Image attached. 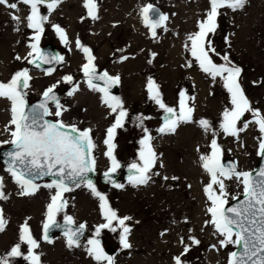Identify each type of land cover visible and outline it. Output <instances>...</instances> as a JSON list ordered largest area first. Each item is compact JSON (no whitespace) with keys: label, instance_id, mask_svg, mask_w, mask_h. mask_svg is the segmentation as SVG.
<instances>
[{"label":"rangeland","instance_id":"obj_1","mask_svg":"<svg viewBox=\"0 0 264 264\" xmlns=\"http://www.w3.org/2000/svg\"><path fill=\"white\" fill-rule=\"evenodd\" d=\"M127 1L132 2L129 4V16H137L138 26L143 33L142 39L133 47L132 57L127 58L130 63L128 67L122 66L127 59L118 61L125 53L119 45L133 38L130 33H125L124 26L120 25L118 29L123 35H103L95 29L97 19L93 20L88 16L83 6L84 0H63L51 13L41 6L42 14L48 15V21L44 25L40 47L47 43L53 44L59 55L64 57L63 63H56L53 67L55 71L50 75L24 59L34 58L28 56L31 51L29 44L32 43L31 37L34 35L26 26L25 18L30 11L28 6L19 4L20 10L16 12L0 5V82H9L16 72L27 68L32 77L30 87L25 90L27 102L40 98L47 88L57 85L55 90L60 93V103L67 111H64L61 117L49 118L53 121L62 120L66 125H75L80 129H92L96 144L93 153L96 158V174L106 172L110 162L105 156L107 146L104 140L106 130L113 124L115 115L109 116L102 124L97 121V109L106 108L107 112L110 109L102 102L103 94L90 90L83 79L82 65L87 63V60L83 51L76 46V41L79 40L81 45L91 50L97 70L107 71L110 75H119L121 78L118 92L114 96L123 101L128 116L124 126L117 129L113 141L114 155L121 163V169L118 171L120 177L129 173L128 165L139 162L140 141L146 135L143 128H147L153 137L151 146L157 155L152 173H159H150L152 179L146 185L137 187L129 184L128 178L121 179L119 184L124 185L123 188L110 187L99 181L94 183L97 191L107 197L109 206L119 217H131L126 221L131 229L128 235L131 248L122 247V230L118 226L115 232L102 230L98 238L102 248L113 251V264H175L176 256H181L183 264H228L229 254L237 247H221L220 240L223 237L215 232L210 223H205L211 219L210 213L207 212L210 201L204 192L210 177L204 171L200 157L211 153V140L215 138L222 149V159L235 161L238 171L252 172L260 160L258 144L261 134L252 123L247 130L239 133V138L223 133L220 124L225 109L232 107L230 94L224 88L222 80H213L200 70L198 63L185 47L190 44L188 36L199 31L198 22L205 18L209 0H201L205 4L201 15H191L190 12L198 0ZM96 2L97 12L101 16L110 0ZM148 3L169 17L165 25L167 31L159 28L155 39L149 38V29L144 26L140 16V9ZM185 4L187 8H191L187 14L177 8ZM75 7L78 10L74 15L77 13L80 21L86 22H73L75 27H71L57 15L65 12L66 8L72 11ZM220 12L221 15L217 18L218 27L214 34H210L211 44L219 55H210L215 63L223 64L222 57L227 54L229 59L242 69L240 84L244 94L253 108L264 113V0H248L243 9L232 11L224 8L220 9ZM12 15L19 16L21 22L17 24L13 21ZM53 25H59L67 33V44L60 40ZM17 28L19 30H16ZM98 32L104 38L91 44V39ZM123 37H126L125 40H121ZM238 45L246 50V54L242 50L239 51ZM118 49L120 51L115 53ZM16 56L21 59L17 60ZM150 59L151 63L148 62ZM189 62L192 63L191 67L187 66ZM68 75L73 77L72 84L65 83L62 79ZM150 77L159 85L162 99L168 106L179 110L180 93H186V102L194 108L192 123H180L175 133L158 132L163 125L164 112L148 98L146 85ZM73 84H78L79 90L69 96L67 93ZM193 97L194 99H191ZM51 110L55 111V105H51ZM137 117L143 118V126L137 121ZM201 119L209 121V131L206 132L200 127L198 121ZM253 119L251 113H245L237 127H242L244 121ZM13 130L11 102L0 98V149L10 145L2 142L12 139L10 133ZM165 176L168 177L167 180L163 179ZM0 177L4 181L3 191L7 194V199L0 200V209L3 210L6 220L5 230L13 228L16 234L9 242H0V257L5 256L11 247L19 242L18 231L27 222L31 234L39 242L40 246L35 251L41 256V264H97L85 250V245L88 239L94 238L96 227L106 221L100 209V201L86 186L81 185L63 194L67 207L58 214L57 221H63L64 215H70L75 220V225L83 223L88 231L87 237L81 240V247L69 248L64 235H55L51 243L44 242L41 237L47 206L55 192V189L50 190L43 185L51 181L37 183L41 187L34 195L22 196L19 194V186L2 165ZM172 177L178 179L174 180ZM225 184L229 193V205L234 201L232 196L243 195V187L235 179L225 180ZM34 205H37L40 214L38 216L33 214ZM155 216H158L157 220ZM5 230L0 232V236ZM193 237L200 241L198 245L192 243ZM181 238L184 243H181ZM186 245L190 250L185 254ZM22 251L26 253V245H22ZM12 264L28 262L16 258ZM102 264L107 263L103 261Z\"/></svg>","mask_w":264,"mask_h":264},{"label":"snow or ice","instance_id":"obj_2","mask_svg":"<svg viewBox=\"0 0 264 264\" xmlns=\"http://www.w3.org/2000/svg\"><path fill=\"white\" fill-rule=\"evenodd\" d=\"M248 0H209V9L205 13V18L198 22L199 31L190 34L185 47L190 51L191 56L198 63L202 72L212 77L213 80L219 78L223 81L224 88L230 94L232 107L225 109L220 129L227 136L239 138V133L247 130L250 123L255 124L261 134L258 144V155L264 158V113L259 109L252 107L251 102L245 96L244 90L240 84L242 69L236 66L225 54L222 59L223 64H217L212 59L210 53L219 55L211 44L210 34H214L218 24L217 18L221 15L220 9L228 8L232 11L243 9ZM63 0H0V5L18 12L19 4H24L29 8V15L25 18L27 28L31 29L34 35L31 37L32 43L29 44L31 51L27 59L29 64L40 67L41 64L63 63V56L45 54L40 48V40L44 34V25L48 21V15H43L41 6H44L48 13L54 11ZM83 6L87 14L93 20L98 19L96 0H84ZM140 16L146 28L149 29L152 37L157 36V29L163 28L167 31L166 22L169 17L159 12L151 3L146 4L140 9ZM12 20L17 24L21 19L17 15H12ZM54 31L60 40L67 44V33L59 25H53ZM16 30H19L18 28ZM77 48L81 49L85 55L87 63L82 65V71L86 78L90 90L102 93V102L110 109V114L115 115L113 124L106 130V139L104 144L107 146L105 156L110 162V167L104 173L106 180L111 182L116 188H123L124 185L112 180V176L121 168L120 162L114 155L115 136L118 128L124 126L128 116L124 108L123 101L111 94V89L120 84V76L110 75L107 71L99 73L94 63L95 57L91 50L76 41ZM155 57V53L152 54ZM20 60V56L15 57ZM128 57H122L127 59ZM151 63V59L148 61ZM188 67L192 63L187 64ZM55 71L49 68L47 74ZM65 83L72 84L73 77L64 76ZM32 80L27 68L16 72L9 82H0V98H5L11 102V125L14 130L11 131L12 139L2 143L10 144L12 150L5 153L8 162L7 171L12 176L14 182L20 188V195H34L41 185L36 183L37 179L45 176L55 177L51 183L43 185L48 189H55L51 195V202L47 206L46 222L43 224V239L51 243L49 230L52 228H61L66 237V244L69 248L81 247V237L84 235L85 224L81 223L73 227L76 222L70 215H64L63 223L57 221V216L66 207L67 201L64 199V193L72 191L81 185L86 186L91 194L100 201V209L106 223L100 224L95 229L94 238L88 239L85 250L97 262L102 264H113V257L108 256L101 246L98 239L102 230L108 229L115 232L118 226L122 231L120 233V243L124 249L131 248L128 235L131 232L126 221L131 217H119L109 204L107 197L97 191L92 180L89 178L90 173L96 170V158L93 155L96 144L92 136V129H80L75 125H66L62 120H47L45 117H61L67 109L60 103L55 93L57 85L47 88L42 94V101L34 106L29 107L25 97L26 89L30 87ZM94 81H102L103 87H99ZM148 98L154 101L164 112V123L158 129L161 134L175 133L180 123H192L194 108L186 102V93H180L179 110L168 106L162 99L159 85L151 77L147 81ZM79 90L78 84H73L67 95L72 96ZM191 99H194L191 98ZM49 103L55 105V111L50 110ZM245 113H251L253 120L244 121L242 127H237L242 121ZM137 121L143 126V118L137 117ZM198 124L206 132L210 130L209 121L201 119ZM146 133L144 139L140 141L141 150L139 162H133L128 165L129 176L128 182L133 187L146 185L152 175L155 167L157 155L151 146L153 137L149 134L147 128H143ZM215 135V133H214ZM211 153L202 155V167L209 174L210 182L205 186L204 192L210 201L207 212L210 213L211 219L206 224H211L215 232L223 237L220 240L221 247L234 245L241 248V252H231L229 254L228 264H264V168H261L256 176L251 171H238L233 164L225 166L222 163V149L217 140L213 138L210 144ZM163 167V164L160 165ZM152 173V175H150ZM163 179L167 180L165 176ZM172 179H178L172 177ZM235 179L243 187V200L239 196H232L233 200L239 201L236 206H228L229 193L226 188L225 180ZM4 181L0 177V200L7 199V194L3 191ZM115 224V226H114ZM6 220L3 210L0 209V232L5 230ZM181 243H184L181 238ZM192 243L198 245L199 240L192 238ZM22 245L27 246L26 253L22 251ZM39 242L31 234V230L25 222L19 232V242L16 243L9 252L0 257V264H12L16 258H22L28 264H41V256L36 253L39 248ZM190 248L186 245L184 253ZM175 264H183L181 256L174 258Z\"/></svg>","mask_w":264,"mask_h":264},{"label":"bare ground","instance_id":"obj_3","mask_svg":"<svg viewBox=\"0 0 264 264\" xmlns=\"http://www.w3.org/2000/svg\"><path fill=\"white\" fill-rule=\"evenodd\" d=\"M130 3L132 2H128L127 0H121V2H118V0H110L109 3H107V6L105 7L106 10L104 12L100 13L97 12L98 15V19H97V26L95 27V29L99 30V32H101L103 35H107V36H115V34H122L119 33V26L122 25L124 26V31L126 34L133 35L132 40H127L125 41L123 44L119 45V47L121 49H123L125 51L124 55H122L118 61L121 62L125 59H122V57H132V50L134 45L140 41V39H142L143 37V33H141L140 29L141 27L138 26V18L136 17H130L129 16V8L130 7ZM205 4H203V2L201 0H198V2H196V6H192V10L191 15H201L202 11L205 9L204 7ZM120 6H123L122 8ZM69 7V6H68ZM177 8L181 11V12H185L187 14V12H189V8H187V5H180L177 6ZM69 8H66L65 12L60 13L58 16V18H60L61 21L65 22L67 25L69 26H73L75 27V24L73 22H86V20H82L80 21V18H78V14L76 13L74 15V13L76 12L77 7L74 8V10L72 11H68ZM71 16H68V15ZM119 21V23H114L116 21ZM118 30V31H116ZM98 33H96L94 35V38L91 39V44H95L99 41H101L104 37L102 35H100ZM123 35V34H122ZM126 38V37H125ZM125 38L123 37L121 40H125ZM91 46V45H90ZM239 47V51L242 50L243 53L246 54V50L241 46L238 45ZM118 51H120V49H118L115 53H117ZM5 56L7 57V53L5 54ZM5 57V60H6ZM129 61L128 59L126 60L125 64L122 66H129ZM112 114H110V111L107 112L106 108H99L97 109V121L99 124H102L104 122H106L109 119V116H111ZM35 206V205H34ZM37 206V205H36ZM36 206L32 209L33 214H35L36 216L40 215L38 209L36 208ZM155 219H158V216H155ZM155 220V222H156ZM35 221V220H34ZM13 228H8L5 230V232L3 233V235L0 236V242L7 243L9 242L11 239L10 238H14L15 237V233H14ZM17 231V229H16ZM20 232V230L18 231ZM147 242V240L145 241Z\"/></svg>","mask_w":264,"mask_h":264},{"label":"water","instance_id":"obj_4","mask_svg":"<svg viewBox=\"0 0 264 264\" xmlns=\"http://www.w3.org/2000/svg\"><path fill=\"white\" fill-rule=\"evenodd\" d=\"M154 7H155V6H154ZM155 8H157V7H155ZM157 9L159 10L160 13H162V12L160 11L159 8H157ZM157 30H158V29H157ZM150 37L153 38L152 35H151V33H150ZM41 49H42V51H43L46 55H47V54H52V55L59 56V55H58V52H57V49H56V47H55L53 44H46V45L42 46ZM32 65L35 66L34 64H32ZM54 65H55V64H51V65H50V64H41L39 68H45V69L48 68V69H49V68H52ZM98 72H99V73H102V72H100V71H98ZM84 79L86 80L85 76H84ZM94 83H96V84H97L98 86H100V87H103V86H104L102 81H94ZM117 91H118V85H117V86H114V87L111 89V94H115V93H117ZM55 93H56L57 97L60 99V97H61L60 93L57 92V91H55ZM42 98H43V97H41L40 99H36V100H34V101L28 103L29 107L39 104V103L42 101ZM50 104H52V103H49V105H50ZM49 105H48V107H49ZM163 117H164V116H163ZM163 117H162V123H164ZM46 118H47V117H45V119H46ZM47 120H49V119H47ZM11 150H12V146H11V145L8 146V147H6V148H2V149L0 150V164H1L2 166H4L5 168H8V162H7V157L5 156V153H7V152H9V151H11ZM222 163H223L226 167H227V166H230V165H233V164L236 166L235 162L232 161L231 159H228V158H227V159H224ZM261 168H264V158H261V157H260V160H259V162H258V165H257L255 171H253V176H254V177L256 176V173H257ZM128 176H129V175H124V176H123V179H127ZM89 178L92 180L93 183H95V182L98 180L99 182H101V183H103V184H107V185L113 186V184H112L111 182H109L108 180H106V178H105V176H104V173H102V174H100V175H97L96 172H94V173H90V174H89ZM47 179H49V180H53V179H56V178H55V177H51V176H45V177H43V178L37 179L36 182H40V181L47 180ZM112 180L115 181L116 183H119V181H120V177H119V175H118L117 173H114L113 176H112ZM243 199H244V197L242 196V197L240 198V200H243ZM238 203H239V201L234 200V201H233L230 205H228V206H229V207H231V206H236ZM60 223H63V221L60 222ZM76 226H78V225H74L73 227H76ZM55 234H63V230H62L61 228H52V229L49 230L48 235H49V238H50V239H51ZM87 234H88V233H87V230H86V228H85L84 235L81 237V239H83L84 237H86ZM43 236H44V230H43V233H42V238H43ZM43 240H44V239H43ZM44 241H46V240H44ZM241 251H242L241 248H237L235 252H238V253H239V252H241ZM105 253H106L108 256L113 257V256H112V255H113V251H112L111 249H105Z\"/></svg>","mask_w":264,"mask_h":264}]
</instances>
